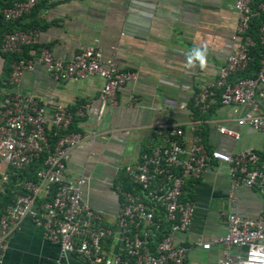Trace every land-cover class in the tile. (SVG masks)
<instances>
[{
	"label": "built area",
	"instance_id": "obj_1",
	"mask_svg": "<svg viewBox=\"0 0 264 264\" xmlns=\"http://www.w3.org/2000/svg\"><path fill=\"white\" fill-rule=\"evenodd\" d=\"M39 1L10 0L0 7V14L4 20H15ZM254 3L234 0L236 22L222 64L210 83L191 93L190 103L200 114L212 107L231 106L236 125L264 131V54L253 75H241L250 62L251 48L256 44L264 48V19L255 38L247 33L252 17L264 16V0L253 9ZM145 13L150 15V11ZM34 36L32 29H14L1 36L0 51L17 55L9 62L8 86L15 87L22 73L35 64L59 81L97 76L103 81L98 91L99 110L103 111L114 106L116 91L133 78L114 54L104 55L98 46H85L64 60L44 48L30 57L20 55ZM51 106L47 114L44 102L15 89L0 98V194L12 176L41 157L35 178L16 180L1 210L0 264L8 233L24 218L57 247L58 258L74 254L84 264H184L186 248L174 241V234L187 231L194 212L193 201L182 195L187 181L201 178L211 165H220L228 179L229 197L238 186L264 195V148L212 147L200 135L207 119H194L191 113L185 128L177 123L150 128V141L121 168L129 186L114 184L119 199L113 221L107 224L101 211L82 197L90 177H69L65 171L71 150L87 137L69 127L74 116H83V108L70 110L57 101ZM51 129L56 135L52 146L46 132ZM216 132L232 140L239 138L238 131L223 125H217ZM211 243L222 248L217 264H264V216H248L230 208L223 234L199 245L206 249Z\"/></svg>",
	"mask_w": 264,
	"mask_h": 264
},
{
	"label": "crops",
	"instance_id": "obj_2",
	"mask_svg": "<svg viewBox=\"0 0 264 264\" xmlns=\"http://www.w3.org/2000/svg\"><path fill=\"white\" fill-rule=\"evenodd\" d=\"M233 3L234 0H41L23 16L22 29L35 31L32 42L22 48L23 56H33L44 48L64 60L92 45L100 47L104 55L114 54L120 67L133 74L116 91L114 106L103 111L98 101L103 81L97 76L59 81L35 64L32 70L22 73L15 87H8V91L34 95L45 103L47 114L52 111L53 101L70 110L82 106L83 116L74 117L72 126L87 137L71 150L65 171L69 177H90L82 197L101 211L107 224L113 221L117 208L119 198L114 184L122 174L121 168L150 141V128L161 123H177L185 128L192 120L190 95L210 83L222 64L236 22ZM132 7L150 11V15ZM196 48L206 49L204 67L198 60L188 65V56ZM210 114L212 117L200 132L208 145L224 150L264 148V131H248L236 125L231 106H219ZM217 125L238 131L239 138L220 135ZM211 166L201 178L183 186V197L194 204L189 228L174 234V241L186 248L184 264H217L221 245L211 243L205 249L199 243L223 234L230 208L248 216H264L263 194L238 186L229 197L223 167ZM2 264L84 262L74 254L58 258L57 247L45 241L40 229L24 218L7 235Z\"/></svg>",
	"mask_w": 264,
	"mask_h": 264
},
{
	"label": "trees",
	"instance_id": "obj_3",
	"mask_svg": "<svg viewBox=\"0 0 264 264\" xmlns=\"http://www.w3.org/2000/svg\"><path fill=\"white\" fill-rule=\"evenodd\" d=\"M9 1L10 0H2L0 3V7L3 5H7L9 3ZM259 1L260 0H255V3L252 6L253 9L255 8L256 3ZM23 16H25V15H22L20 18L15 19V20H4L0 14V38L5 32H9V31L14 30V29L24 28V24H21ZM263 19H264V16L261 14H258L256 16L252 17V19L249 23V28L247 29V33L255 38L258 26ZM23 50L24 49H22V51ZM0 53L4 57L3 69H2V72L0 74V98H1L7 92L8 87H9L7 84V75L9 72V62L12 58L16 57L17 55L5 53L2 51H0ZM24 54L25 53L23 51V53L21 52L20 55H24ZM263 54H264V48H262L260 45L256 44L254 47H252L250 50V55H251L250 62L248 64L247 68L245 69V71H243L241 73V75L242 76L253 75L257 70V67L259 65V60ZM190 111H191L192 117L194 119L204 120V119H206V117L210 113H212L214 111V108L212 107L206 113L200 114L191 106ZM74 117H77V116H74ZM74 117H73V119H74ZM69 127H70V129L75 130L72 126V121H71V124ZM46 132H47V136H48L50 146H52L55 139H56V135L55 136L53 135L52 129H51V131L48 130ZM40 166H41V157L38 159H34L32 162H30L26 166L25 169L21 170L17 175L11 177V182H9L6 185L5 192L3 194H0V213H1V210L4 208V206L8 203L9 198L12 195V193L10 192V189L14 187V185H13L14 182L16 180H21V179H34L35 178L34 177L35 170ZM117 183H119L121 186H123L125 188L129 186L126 178L123 175H121L119 177Z\"/></svg>",
	"mask_w": 264,
	"mask_h": 264
},
{
	"label": "clouds",
	"instance_id": "obj_4",
	"mask_svg": "<svg viewBox=\"0 0 264 264\" xmlns=\"http://www.w3.org/2000/svg\"><path fill=\"white\" fill-rule=\"evenodd\" d=\"M206 49L196 48L193 50L192 54L188 56V65L193 66L194 60H198L200 67H204L206 63Z\"/></svg>",
	"mask_w": 264,
	"mask_h": 264
},
{
	"label": "water",
	"instance_id": "obj_5",
	"mask_svg": "<svg viewBox=\"0 0 264 264\" xmlns=\"http://www.w3.org/2000/svg\"><path fill=\"white\" fill-rule=\"evenodd\" d=\"M3 64H4V57L0 53V74H1L2 69H3Z\"/></svg>",
	"mask_w": 264,
	"mask_h": 264
},
{
	"label": "rangeland",
	"instance_id": "obj_6",
	"mask_svg": "<svg viewBox=\"0 0 264 264\" xmlns=\"http://www.w3.org/2000/svg\"><path fill=\"white\" fill-rule=\"evenodd\" d=\"M212 117V115L211 114H209L207 117H206V119H210ZM256 136H257V134H255Z\"/></svg>",
	"mask_w": 264,
	"mask_h": 264
}]
</instances>
